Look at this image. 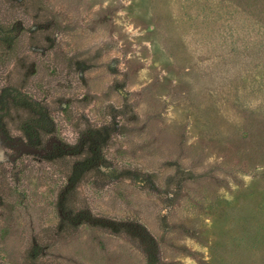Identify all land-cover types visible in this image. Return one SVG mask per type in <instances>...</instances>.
<instances>
[{
    "label": "rangeland",
    "instance_id": "374dc122",
    "mask_svg": "<svg viewBox=\"0 0 264 264\" xmlns=\"http://www.w3.org/2000/svg\"><path fill=\"white\" fill-rule=\"evenodd\" d=\"M0 264H264V0H0Z\"/></svg>",
    "mask_w": 264,
    "mask_h": 264
},
{
    "label": "trees",
    "instance_id": "16d2710c",
    "mask_svg": "<svg viewBox=\"0 0 264 264\" xmlns=\"http://www.w3.org/2000/svg\"><path fill=\"white\" fill-rule=\"evenodd\" d=\"M2 41V40H1ZM3 42V41H2ZM7 47V46H6ZM6 51H1V53H2V55L1 56H6L7 57V55L8 56H10L12 53V49L10 48V49H5ZM5 57V58H6ZM8 58V57H7ZM2 61H5V59H2ZM7 94H9L10 96L12 95V94H10V92H8ZM14 98H15V96H14ZM16 99V98H15ZM24 100V99H23ZM23 104L24 105H26V106H32L33 107V105H34V103H32L31 101H23ZM32 110V109H31ZM35 111V110H34ZM33 111V112H34ZM36 113L35 114H39V115H45L46 113H47V111L45 110V109H42V110H38V111H35ZM42 122V121H41ZM41 124H38V123H36V124H34L33 126L32 125H30V127L28 126L27 128H31V130H33L34 128H40L42 131H44V132H46V133H49V129H46L45 127H43V126H40ZM27 128H25V129H27ZM35 133L37 132L36 130H33ZM36 136V135H35ZM38 140V135L34 138L33 137V140ZM81 169H82V171H81V174H84V172L90 167V164H89V161H86V162H82L81 163Z\"/></svg>",
    "mask_w": 264,
    "mask_h": 264
}]
</instances>
